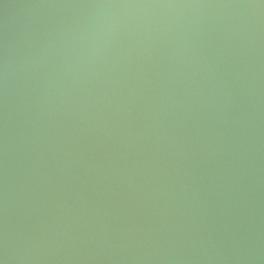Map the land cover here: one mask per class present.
Masks as SVG:
<instances>
[{
  "label": "water",
  "instance_id": "obj_1",
  "mask_svg": "<svg viewBox=\"0 0 264 264\" xmlns=\"http://www.w3.org/2000/svg\"><path fill=\"white\" fill-rule=\"evenodd\" d=\"M0 264H264V0H0Z\"/></svg>",
  "mask_w": 264,
  "mask_h": 264
}]
</instances>
